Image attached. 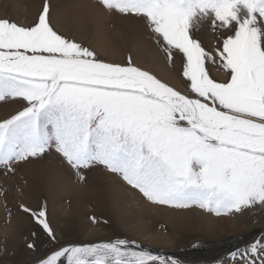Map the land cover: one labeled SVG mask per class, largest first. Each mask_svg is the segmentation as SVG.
<instances>
[{
    "label": "snow or ice",
    "instance_id": "snow-or-ice-1",
    "mask_svg": "<svg viewBox=\"0 0 264 264\" xmlns=\"http://www.w3.org/2000/svg\"><path fill=\"white\" fill-rule=\"evenodd\" d=\"M97 5L139 20L169 66L180 61L187 91L131 55L125 64L102 60L56 29L47 2L31 25L0 18V101L21 105L0 121V168L14 174L16 165L55 153L78 180L102 167L152 205L216 216L264 208V0ZM206 29L216 37L212 50L201 38ZM22 208L56 241L46 209ZM232 259L264 264V240ZM40 264L178 262L117 239L54 248Z\"/></svg>",
    "mask_w": 264,
    "mask_h": 264
},
{
    "label": "rangeland",
    "instance_id": "rangeland-1",
    "mask_svg": "<svg viewBox=\"0 0 264 264\" xmlns=\"http://www.w3.org/2000/svg\"><path fill=\"white\" fill-rule=\"evenodd\" d=\"M78 1L0 0V18H9L22 25H31L42 11L43 4L47 2L52 13V23L56 29L95 49L102 60L125 64L128 56L131 55L137 65L153 71L165 80V77L157 72V67L154 69L148 67L153 56L159 57L160 64L168 69L171 75V81L167 78L166 80L171 85L177 86L180 91H187L182 83L184 78L180 61L176 60L174 65L169 66L163 53L154 47L153 42L145 35V29L139 20L104 11L97 5V0H90L91 5L97 6L103 15V19H98L91 14L92 12L78 11L75 7ZM30 2L34 4L33 8ZM201 38L206 48L214 49L216 37L212 31L206 29ZM211 74L218 80L224 79V73L221 71L213 69ZM20 108L21 105L15 101H0V121L11 118ZM16 169L14 174H5V170L0 168V264H40L46 253L54 248L117 239L134 241L154 254L160 251L173 253L159 255L170 257L178 264H204L205 261L198 262L199 257L193 258L194 260L180 258L179 251L193 248L194 245L201 249L204 245H208L206 242L221 243L227 239L232 240L234 237L236 241L237 238L257 232L250 240L247 238L249 241L243 243L242 247L225 252L224 254H227L219 261L211 263L236 264V261L232 259L234 252L247 248L257 240H264V208L259 206L248 209L242 214L216 216L198 207L174 209L165 205H152L146 202L136 190L102 167L85 170L86 180H78L75 171L55 153L35 159L31 163L18 164ZM65 183L68 184L65 185ZM121 187L122 190L123 188L127 190L130 198L135 196L147 207L162 211L202 212L212 217L215 220V227L220 229L217 228L218 230L215 229L209 234L207 228L200 224V219L195 217L196 220H194V216L190 224L183 223L184 228H182V224L172 223L168 219L155 216L152 212V215L147 218V223L152 228L150 233L154 236L157 233L161 234L169 241L167 244L149 243L146 238L143 240L138 234L139 229L136 228L137 220L134 213L130 216L134 218L133 220H129L130 214L126 216L128 219L124 216L128 205L123 201L118 202L116 194ZM78 191L83 193V200L80 203L74 198ZM22 206L31 209L32 212L46 209L47 219L56 234V241L50 239L33 215L25 213ZM92 217L99 222L94 221ZM226 219L227 223L222 221ZM218 222L220 225L217 224ZM204 230L208 234H204ZM29 244H33L34 248H29Z\"/></svg>",
    "mask_w": 264,
    "mask_h": 264
},
{
    "label": "bare ground",
    "instance_id": "bare-ground-1",
    "mask_svg": "<svg viewBox=\"0 0 264 264\" xmlns=\"http://www.w3.org/2000/svg\"><path fill=\"white\" fill-rule=\"evenodd\" d=\"M36 4V3H35ZM91 1L90 0H79L78 2H76V8L78 11H81V12H92L91 14L92 15H95L97 16L98 19H103L102 18V13L100 12V10L97 9V6H92L91 5ZM18 5V4H17ZM30 5L31 7L33 8V3L30 2ZM74 7V8H75ZM71 14V13H70ZM71 16V15H70ZM70 18V17H69ZM71 19V18H70ZM78 19V18H77ZM87 20V19H86ZM84 21V20H82ZM93 22V21H92ZM85 23V22H84ZM75 24V22H74ZM77 25V24H76ZM85 25V24H84ZM95 25V23H94ZM103 26V25H102ZM81 27V25H80ZM84 27V26H83ZM88 28V27H87ZM75 31V30H74ZM101 42V41H100ZM103 44L105 42H102ZM102 44V45H103ZM105 46V45H104ZM149 63V62H148ZM150 68L154 69L155 67H157V72L158 73H161V76H164L165 77V80L167 78V80L171 79V75L168 71V69H166L165 67H163L161 64H160V59L159 57L155 58L154 56L151 58V63L149 64ZM171 81V80H170ZM104 177V176H102ZM118 183V182H117ZM68 184V183H67ZM65 183V185H67ZM70 184V183H69ZM115 183H113V186ZM120 185V184H119ZM118 186V184L116 185V187ZM120 189V188H119ZM118 191V190H117ZM127 190L123 188L122 190V187H121V190L118 191L116 194H117V199H118V202H125L127 205H128V208L125 209L124 211V216L126 217L127 215H129V220L130 219H134L133 217H130L132 216L131 214L134 213V217L136 218L135 220H137V222L135 221V223L137 224V229H139V235H141V237L143 238V240L146 238L149 243H152V244H167V242L169 241L165 236L161 235V234H156L155 236L153 234H151V225H149L147 223V218L149 216L152 215V212L154 213L155 216H159V217H163L165 219H168V221H171L172 223H175V224H182V228H184V225L183 223H187V224H190V220L192 219V217L194 216V220L195 217H197V219L199 218L200 220V224H202L205 228H207L208 230V233H212L215 229L219 228V227H215V220L210 217V216H207L205 215L204 213L202 212H198V211H191V212H186V211H179V212H175V211H162V210H158L157 208H151V207H147L146 204H142L139 200H137L135 198V196H133L132 198L129 197V195L127 194L126 192ZM83 193L81 191H78L75 193L74 195V198H75V201L76 202H81L83 200ZM132 199V200H130ZM84 203V202H83ZM78 204V203H77ZM76 205V204H75ZM79 205V204H78ZM81 205V204H80ZM79 205V206H80ZM123 209V208H122ZM68 218V217H67ZM128 219V217H126ZM128 220V222H129ZM229 220V219H228ZM198 221V220H197ZM223 222L227 223V219L226 220H222ZM221 221V222H222ZM127 222V221H126ZM230 222V221H229ZM220 222H218L217 224H219ZM224 223V224H225ZM198 224V223H197ZM199 224V225H200ZM231 224V223H230ZM193 225V224H191ZM190 225V227H191ZM198 225V226H199ZM220 225V224H219ZM188 226V225H187ZM195 226V225H194ZM202 226V227H203ZM228 226V225H226ZM135 227V225L133 226ZM135 228V229H136ZM179 228V227H178ZM196 228V226H195ZM129 229V228H128ZM132 229V228H131ZM191 229V228H190ZM220 229V228H219ZM223 229V228H222ZM197 230V229H196ZM218 230V229H217ZM228 230V229H227ZM235 230V229H234ZM138 231V230H137ZM206 230H204V234H208L207 232H205ZM212 231V232H211ZM220 232V230H219ZM218 232V233H219ZM209 233V234H210ZM224 233V231H223ZM225 234V233H224ZM227 234V233H226ZM251 234V233H250ZM250 234H247V235H244L242 237H240L239 239L237 238V240L235 241V237L234 239H230V240H224V242H221V243H217V242H206V244H208L207 246L204 245L201 249H199L197 245H194L193 248H190V249H187V250H183V251H179V254L178 256L181 258L183 257V259H192L194 260L193 258L195 257H199V260L198 262H202V261H211L213 259H217L218 257L220 256H224L226 254H224L225 252H229V251H233L234 249L236 248H239V247H242L245 242L249 241L251 238H253V236L256 233L250 235ZM218 235V234H216ZM215 236V235H214ZM205 237V236H204ZM210 237V236H209ZM215 238V237H214ZM223 238V236H222ZM232 238V237H231ZM247 238H249V240H247ZM207 239V238H206ZM215 240H217L215 238ZM244 243V244H243ZM142 244V243H141ZM162 244V245H163ZM137 245H140V244H137ZM239 245V246H238ZM237 246V247H236ZM233 247V248H232ZM235 247V248H234ZM199 249V250H197ZM195 251H197L198 253H196ZM155 252V251H154ZM197 254V255H196ZM196 255V256H195ZM177 256V257H178ZM186 261V260H185ZM184 261V262H185ZM187 262V261H186ZM199 264V263H198Z\"/></svg>",
    "mask_w": 264,
    "mask_h": 264
},
{
    "label": "water",
    "instance_id": "water-1",
    "mask_svg": "<svg viewBox=\"0 0 264 264\" xmlns=\"http://www.w3.org/2000/svg\"><path fill=\"white\" fill-rule=\"evenodd\" d=\"M108 242V241H107ZM98 243V242H97ZM101 243H103V242H101ZM161 253H163V254H168V255H172L173 253H168V252H162V251H160V252H157V254H161ZM227 254V253H226ZM225 256V255H224ZM221 257L222 256H220V257H218L217 259H213V260H211V261H205V263L206 264H211V263H213V262H216V261H219V259H221ZM204 263V264H205Z\"/></svg>",
    "mask_w": 264,
    "mask_h": 264
}]
</instances>
